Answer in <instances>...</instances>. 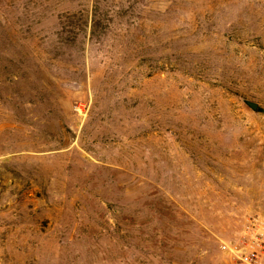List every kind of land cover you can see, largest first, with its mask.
<instances>
[{"label": "rangeland", "instance_id": "374dc122", "mask_svg": "<svg viewBox=\"0 0 264 264\" xmlns=\"http://www.w3.org/2000/svg\"><path fill=\"white\" fill-rule=\"evenodd\" d=\"M259 232L264 0H0V264H231Z\"/></svg>", "mask_w": 264, "mask_h": 264}, {"label": "built area", "instance_id": "2783aa9c", "mask_svg": "<svg viewBox=\"0 0 264 264\" xmlns=\"http://www.w3.org/2000/svg\"><path fill=\"white\" fill-rule=\"evenodd\" d=\"M221 250L231 264H264V232L255 234L246 244L224 243Z\"/></svg>", "mask_w": 264, "mask_h": 264}, {"label": "water", "instance_id": "95a60500", "mask_svg": "<svg viewBox=\"0 0 264 264\" xmlns=\"http://www.w3.org/2000/svg\"><path fill=\"white\" fill-rule=\"evenodd\" d=\"M248 105L250 106V108H251L252 110H256V109H257V105L254 104V103H248Z\"/></svg>", "mask_w": 264, "mask_h": 264}]
</instances>
